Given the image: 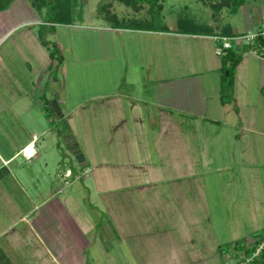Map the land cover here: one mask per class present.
<instances>
[{"label": "crops", "instance_id": "1", "mask_svg": "<svg viewBox=\"0 0 264 264\" xmlns=\"http://www.w3.org/2000/svg\"><path fill=\"white\" fill-rule=\"evenodd\" d=\"M211 19L0 11V264H221L264 233V0ZM222 37L241 56L225 102ZM239 206L246 232L229 231Z\"/></svg>", "mask_w": 264, "mask_h": 264}, {"label": "rangeland", "instance_id": "2", "mask_svg": "<svg viewBox=\"0 0 264 264\" xmlns=\"http://www.w3.org/2000/svg\"><path fill=\"white\" fill-rule=\"evenodd\" d=\"M71 14L75 23H83L84 25L100 26L102 24H111L114 20H151V12L149 4L144 2H136L134 6L125 5L118 0H68ZM212 1L214 0H163L161 11H158L154 24L158 27L174 26L178 21L198 25L202 27L212 26L211 19ZM219 1V0H215ZM220 25V21H218ZM217 24V25H218ZM216 25V26H217ZM103 26V25H102ZM241 190H237L240 193ZM250 193V192H249ZM243 207L235 208L239 211L235 215L239 222H229L228 227L232 231L246 232L250 230L254 224L248 223ZM241 221V222H240ZM264 223V222H262ZM260 223V225L262 224ZM222 225V224H221ZM259 225V224H258ZM264 225V224H262ZM261 235H264L261 234ZM232 240H230L231 242ZM228 247H225L227 249ZM224 249V248H223Z\"/></svg>", "mask_w": 264, "mask_h": 264}, {"label": "trees", "instance_id": "3", "mask_svg": "<svg viewBox=\"0 0 264 264\" xmlns=\"http://www.w3.org/2000/svg\"><path fill=\"white\" fill-rule=\"evenodd\" d=\"M13 0H0V11L6 9ZM125 5L134 6V4L138 2H144L149 4L150 12H151V20H114L112 17L111 24L113 27L120 28H129L136 27L138 29L144 30H163L170 31L169 28L166 27H158L154 24V20L157 18L156 15L158 11H161L160 0H118ZM32 4L36 7H46L50 13L51 21L53 23L60 22H71L72 14L70 10V6L68 4V0H31ZM245 0H219L212 4L213 17L215 20L218 18L219 11L226 7L230 11V13H235L238 8L243 5ZM185 25L184 22H181ZM178 30V29H177ZM243 34H236L233 37L242 36ZM264 46V38L259 35H255L252 39V43L250 45L251 49L256 51L257 53H261V49ZM241 60V56L236 53L233 48H229L225 51V53L221 56V70L223 72V78L220 86V96L221 101L225 102L227 100V96L230 92L231 88V79L234 74L236 66L239 64ZM260 94L264 96V86L260 89ZM262 236V235H259ZM254 243V242H253ZM245 244H235L233 248H245Z\"/></svg>", "mask_w": 264, "mask_h": 264}, {"label": "built area", "instance_id": "4", "mask_svg": "<svg viewBox=\"0 0 264 264\" xmlns=\"http://www.w3.org/2000/svg\"><path fill=\"white\" fill-rule=\"evenodd\" d=\"M254 36L251 37L253 39ZM220 45L216 48V54L222 56L225 51L231 48L228 38H219ZM71 173L68 171L63 176V181L68 182ZM221 264H264V235L258 237L253 244L246 245L245 248L222 249Z\"/></svg>", "mask_w": 264, "mask_h": 264}]
</instances>
